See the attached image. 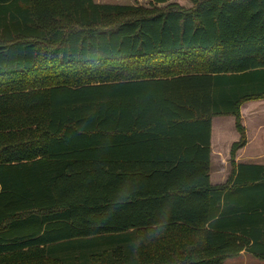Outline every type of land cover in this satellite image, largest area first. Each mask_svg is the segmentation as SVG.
I'll return each instance as SVG.
<instances>
[{
	"label": "trees",
	"instance_id": "1",
	"mask_svg": "<svg viewBox=\"0 0 264 264\" xmlns=\"http://www.w3.org/2000/svg\"><path fill=\"white\" fill-rule=\"evenodd\" d=\"M191 1L0 0V264L264 259V164L236 161L264 0ZM219 115L240 138L213 183Z\"/></svg>",
	"mask_w": 264,
	"mask_h": 264
},
{
	"label": "crops",
	"instance_id": "2",
	"mask_svg": "<svg viewBox=\"0 0 264 264\" xmlns=\"http://www.w3.org/2000/svg\"><path fill=\"white\" fill-rule=\"evenodd\" d=\"M255 100L256 101L254 102H250L252 100H249L243 103L241 108L242 119L245 122H243V124L246 126L247 130L248 142L245 146L237 151L236 161L256 162L264 164V98ZM249 102L251 104H256L257 102H259V105L257 104L258 106H250ZM261 104L262 106H260ZM248 121L250 122V124ZM221 127L225 126H219L218 128L212 127V156L210 176L213 183H222L229 176L230 172H228L227 169L228 164H230L231 166V147L232 144L240 138V135L238 136L239 131L237 128V133H234L233 136L227 138L225 135H223V133H225L226 131H224ZM215 157L220 159L219 165H221L223 169V173L221 175L224 174V178L222 180H219L218 182L213 181L214 177H218L217 175L215 176L212 171L213 160L215 159ZM108 238L110 237H104L103 235H101L96 237V240H93L97 243H103ZM97 248L100 249L101 246ZM247 254L250 253L247 251H242L236 256L227 258L224 264H236L235 261H232L233 258L241 257Z\"/></svg>",
	"mask_w": 264,
	"mask_h": 264
},
{
	"label": "rangeland",
	"instance_id": "3",
	"mask_svg": "<svg viewBox=\"0 0 264 264\" xmlns=\"http://www.w3.org/2000/svg\"><path fill=\"white\" fill-rule=\"evenodd\" d=\"M96 1H98V2H106V3L143 4V5L149 6V5L152 4V2L154 0H96ZM171 1H179L180 3H182V4L186 5V6L192 5V1L191 0H171ZM260 99H262V98H260ZM254 101H256V100L252 99V101H250V102H254ZM250 102H249L250 106H258L259 105V102H257L256 104H253V103L251 104ZM260 106H262V104ZM249 124H250V122H249ZM219 126H225V127H221V128L224 131H226L225 133H223V135H225L227 138H229L230 136H233L234 133H237V129H236L237 127H236V124H235V116H233V115H219V116H216L213 119V127L218 128ZM239 135H240V132L238 133V136ZM263 160H264V158H263ZM219 163H220V159L215 157V159L213 160L212 171L215 174V176L217 175L218 177H214L213 178L214 182H218L219 180H222L224 178L223 177L224 174L221 175L223 173L222 172L223 169H222L221 165H219ZM230 169H231V166H230V164H228L227 171L230 172ZM90 245H92V244H90ZM92 248L96 249V246L94 245V247H92ZM79 253H80V250H79L78 254ZM232 261H235L236 264H264V259L258 258V257L254 256L252 254L251 255L247 254V255H244V256H241V257L233 258Z\"/></svg>",
	"mask_w": 264,
	"mask_h": 264
}]
</instances>
